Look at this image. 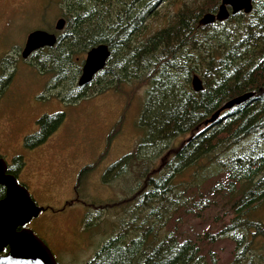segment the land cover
Instances as JSON below:
<instances>
[{"label":"trees","instance_id":"16d2710c","mask_svg":"<svg viewBox=\"0 0 264 264\" xmlns=\"http://www.w3.org/2000/svg\"><path fill=\"white\" fill-rule=\"evenodd\" d=\"M165 1L61 0L66 26L58 44L38 54L41 63L55 69L58 84L72 86L87 52L100 44L110 48L105 69L85 88L75 86L80 93L74 100L132 81L148 87L137 150L103 175L107 184L139 167L144 182L126 203L102 207H118L128 217L87 264H208L203 246L223 238L236 243L234 264H241L255 242L264 241V224L254 215L264 203V0H254L250 14L205 27L198 26L199 20L216 13L221 0H196L166 27L144 37L148 19ZM70 65L76 68L68 74ZM194 75L203 81L199 93L191 86ZM246 93L255 96L204 126L224 103ZM63 119L62 113L42 116L39 132L27 137L25 146L45 143ZM23 163L16 157L10 172ZM92 168L81 170L76 188ZM223 190L229 213L216 233L197 241L173 231L163 234L176 215L199 217ZM4 196L0 186V200ZM92 225L98 226L85 228Z\"/></svg>","mask_w":264,"mask_h":264},{"label":"rangeland","instance_id":"374dc122","mask_svg":"<svg viewBox=\"0 0 264 264\" xmlns=\"http://www.w3.org/2000/svg\"><path fill=\"white\" fill-rule=\"evenodd\" d=\"M1 1L0 15L18 12L24 3L26 6L11 27L8 46H0V57L13 59L0 64V157L12 166L16 157H22L25 165L19 181L36 205L44 209L28 227L53 248L59 264H87L110 235L120 229V220L128 217L118 207H102L126 203L144 182L139 167L107 184L103 175L122 157L137 150L143 136L138 123L148 87L132 81L74 100L80 93L75 87L80 75L72 86L69 81L58 84L51 64L41 63L40 56L27 62L20 55L29 33L40 24L37 19L42 11H48L47 28L55 31L62 14L61 0ZM193 1L196 0H166L148 19L143 36L149 37L166 27L184 5ZM2 25L0 20V30ZM85 59L86 55L83 62ZM74 68L70 65L68 74ZM58 113L64 114L58 129L45 143L27 148L26 138L39 132L38 120ZM159 162L155 161L156 167ZM90 165L92 170L76 188L81 170ZM224 195L223 190L211 198L208 209L199 217L176 215L164 227L163 234L173 231L185 240L197 241L205 233H216L228 219L225 215L229 206ZM254 215L264 224V203ZM88 223L98 226L87 229ZM263 247L260 238L241 264H264ZM236 252V243L230 238L203 246L208 264H234Z\"/></svg>","mask_w":264,"mask_h":264},{"label":"water","instance_id":"95a60500","mask_svg":"<svg viewBox=\"0 0 264 264\" xmlns=\"http://www.w3.org/2000/svg\"><path fill=\"white\" fill-rule=\"evenodd\" d=\"M253 1L221 0L218 11L204 14L198 26L222 23L230 16L239 13L250 14L253 10ZM65 25L66 21L60 19L55 25V30L60 32L64 30ZM56 44L55 34L41 30L33 31L26 39L21 57L26 60L34 52L45 47L52 48ZM110 56L111 51L106 44H100L89 50L77 80V86L85 88L90 85L95 76L106 67ZM191 86L196 93L204 90L203 81L198 75L192 77ZM254 96V93H246L227 101L204 122V126L214 124L225 111L246 103ZM0 186L5 188V196L0 200V252L8 249L5 255L0 256V264H56L50 249L26 227L44 209L38 207L28 190L20 186L15 177L8 174V165L3 158H0Z\"/></svg>","mask_w":264,"mask_h":264},{"label":"flooded vegetation","instance_id":"af4514ba","mask_svg":"<svg viewBox=\"0 0 264 264\" xmlns=\"http://www.w3.org/2000/svg\"><path fill=\"white\" fill-rule=\"evenodd\" d=\"M0 2H2L1 0H0ZM20 6H22V5H20ZM25 3H24V5H23V7L25 8ZM22 7V9L24 10V8ZM60 8H61V6H60ZM22 9L20 10V11H13L12 13H10V14H6V13H2V15H0V20L2 21L3 20V25H2V30H0V46H2V47H6V46H8V45H6L7 43H6V41L9 39V35H10V33H11V27H12V25L17 21L16 19L19 17V16H21L22 15V13H23V11H22ZM45 12H43L42 11V14L39 16V18L37 19L39 22H40V24L36 27V28H34V30L33 31H36V30H41V31H46V32H48V33H51V34H55L56 36H58L57 34H56V32L54 31H52L51 30V28L50 29H48L47 28V24H48V11L46 10V13L44 14ZM60 19H64L65 20V18H64V16H63V13L60 15V17L58 18V20H60ZM32 31V32H33ZM25 43H26V41H25ZM24 46H25V44H24ZM11 48V47H10ZM46 50V48H44V49H42V50H40V51H38V52H34L28 59H26V60H24V61H32L33 59H36V58H38V54H39V52H41V51H45ZM21 55V54H20ZM13 59L12 58H9V59H6V57H4V56H1L0 57V64L1 63H3V62H5V61H8V62H10V61H12ZM23 60V59H22ZM37 61V60H36ZM0 158H2V157H0ZM7 163V162H6ZM7 165H8V174L9 175H11V176H13V177H15L16 178V180H17V182H18V184L20 185V186H22V187H24V188H26V186L25 185H23L22 183H20V181H19V174H20V172L23 170V167H24V165H25V163H23V166H22V168L21 169H19V170H16L15 172H10V167L12 166V163L11 164H9V163H7ZM4 188V187H3ZM5 189V188H4ZM27 189V188H26ZM29 225V224H28ZM28 225L26 226L28 229H30L29 227H28ZM30 230H32V229H30ZM33 231V233L34 234H36L35 232H34V230H32ZM42 240V239H41ZM43 241V240H42ZM44 243H45V245L50 249V251L52 252V254H53V256H54V258H55V260H56V264H59L58 263V261H57V257H56V254H55V252H54V250H53V248L49 245V244H47L45 241H43ZM56 242H58L59 243V240H56ZM57 243V244H58ZM8 252V249L6 248V249H4L2 252H0V256H2V255H5L6 253Z\"/></svg>","mask_w":264,"mask_h":264}]
</instances>
